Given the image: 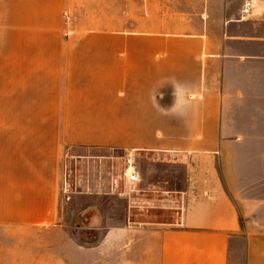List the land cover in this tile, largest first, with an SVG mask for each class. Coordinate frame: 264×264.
<instances>
[{"label":"crops","instance_id":"crops-1","mask_svg":"<svg viewBox=\"0 0 264 264\" xmlns=\"http://www.w3.org/2000/svg\"><path fill=\"white\" fill-rule=\"evenodd\" d=\"M201 2L126 22V0H0V264H46L2 240L64 205L103 253L117 237V264H264V0ZM66 156L84 177L64 203Z\"/></svg>","mask_w":264,"mask_h":264},{"label":"rangeland","instance_id":"rangeland-1","mask_svg":"<svg viewBox=\"0 0 264 264\" xmlns=\"http://www.w3.org/2000/svg\"><path fill=\"white\" fill-rule=\"evenodd\" d=\"M150 4V0H141V7H139L138 1L126 0V6L123 13H120V16L126 17V22H132L135 20H142L143 22L150 17L154 18H164L167 16H172L173 18H196L200 14L199 10L203 9L204 3L201 0H154V8H156V12L150 13L147 11L149 9L148 5ZM141 8V10H140ZM112 14V13H111ZM119 16L118 13H113ZM203 15V14H201ZM116 16V17H117ZM66 17V14H65ZM68 19V14H67ZM79 165L76 168L73 161L70 157H62L61 160V176H62V194H63V202H69V199L66 196L70 195L71 187L73 179L83 178V171H77L79 169ZM124 161H115L111 164L110 170L111 174L115 179H119L121 184L120 191H125L127 185L124 184ZM70 183V184H69ZM70 186V187H69ZM127 187L126 192L131 189ZM131 192V191H130ZM64 205L63 208V216L59 221L61 226H52L51 231L48 233H39L38 231L31 230L29 234L25 235H15V237H7L2 240L4 244H10L15 246V256H20V250L24 246L30 247V260H33L37 255L40 254L42 249H44V253L42 254V258H44L46 264H53L55 261V251L60 252L62 248H65L69 244V241L73 239L74 243H77L79 246L78 251V264H117V249L116 245L118 243L117 237H113L112 240L107 244L109 245V251L107 252L108 247H105V253L102 251L101 241L99 233H86L78 231L80 227L77 225V219L72 217L71 213L73 207ZM66 209V210H65ZM75 209V208H74ZM75 213V211H74ZM77 225V226H76ZM71 239V240H70ZM56 246V247H55ZM57 248V249H56ZM93 249L94 254L91 255L89 250ZM87 250V252L85 251ZM86 252V253H85ZM106 254V256H105ZM22 255V254H21ZM110 255L113 256L112 260L103 262V258H107ZM25 256V254H24Z\"/></svg>","mask_w":264,"mask_h":264},{"label":"built area","instance_id":"built-area-1","mask_svg":"<svg viewBox=\"0 0 264 264\" xmlns=\"http://www.w3.org/2000/svg\"><path fill=\"white\" fill-rule=\"evenodd\" d=\"M252 3L251 1H246L244 2L243 4V12L244 13H247L249 11V9L251 8L252 6ZM124 179H125V182L127 184H132L134 182H136L139 178V175H138V171L136 169V164H135V160H134V157L132 155H127L125 157V162H124Z\"/></svg>","mask_w":264,"mask_h":264}]
</instances>
